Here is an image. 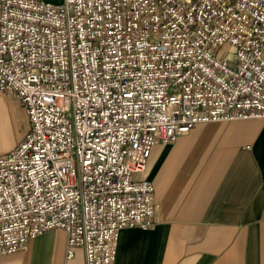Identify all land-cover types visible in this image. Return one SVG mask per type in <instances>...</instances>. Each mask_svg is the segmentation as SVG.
<instances>
[{
    "label": "built area",
    "instance_id": "1",
    "mask_svg": "<svg viewBox=\"0 0 264 264\" xmlns=\"http://www.w3.org/2000/svg\"><path fill=\"white\" fill-rule=\"evenodd\" d=\"M29 129L0 155V257L52 230L115 264L150 229L153 146L264 119V0H0V96Z\"/></svg>",
    "mask_w": 264,
    "mask_h": 264
},
{
    "label": "crops",
    "instance_id": "2",
    "mask_svg": "<svg viewBox=\"0 0 264 264\" xmlns=\"http://www.w3.org/2000/svg\"><path fill=\"white\" fill-rule=\"evenodd\" d=\"M25 118L17 98L0 96V155L19 145ZM146 176L158 222L121 230L115 264H264V119L202 123L155 145ZM66 249V232L52 230L0 264H86Z\"/></svg>",
    "mask_w": 264,
    "mask_h": 264
},
{
    "label": "rangeland",
    "instance_id": "3",
    "mask_svg": "<svg viewBox=\"0 0 264 264\" xmlns=\"http://www.w3.org/2000/svg\"><path fill=\"white\" fill-rule=\"evenodd\" d=\"M24 121L25 122H22V124H21V131H22L23 136H22L20 141L23 140V138L25 137V135L27 134L28 129H29V124H28L27 119L25 118Z\"/></svg>",
    "mask_w": 264,
    "mask_h": 264
}]
</instances>
